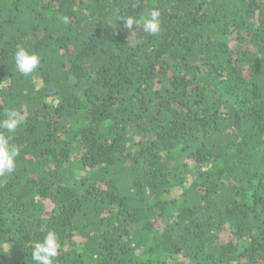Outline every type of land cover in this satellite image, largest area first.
I'll use <instances>...</instances> for the list:
<instances>
[{"label":"trees","instance_id":"1","mask_svg":"<svg viewBox=\"0 0 264 264\" xmlns=\"http://www.w3.org/2000/svg\"><path fill=\"white\" fill-rule=\"evenodd\" d=\"M9 111L0 264H264V0H0Z\"/></svg>","mask_w":264,"mask_h":264},{"label":"clouds","instance_id":"2","mask_svg":"<svg viewBox=\"0 0 264 264\" xmlns=\"http://www.w3.org/2000/svg\"><path fill=\"white\" fill-rule=\"evenodd\" d=\"M158 9H151L146 15L139 18L129 17L125 20V26L133 29L134 26L141 27L144 32L155 36L161 30ZM15 66L19 73L28 76L37 70L41 63L40 57L35 53L27 52L23 47L15 53ZM21 115L16 111H9L7 118L0 121V128L8 132H14L21 124ZM18 150L10 147V137L0 133V176L6 173L11 174L16 167L15 158ZM60 247L57 234L49 231L42 242H36L32 251V259L36 264H53L54 258L58 255Z\"/></svg>","mask_w":264,"mask_h":264},{"label":"rangeland","instance_id":"3","mask_svg":"<svg viewBox=\"0 0 264 264\" xmlns=\"http://www.w3.org/2000/svg\"><path fill=\"white\" fill-rule=\"evenodd\" d=\"M231 46H232V47L235 46V42H234V41H231ZM232 97H233V96H229L228 99L231 100ZM78 148H79V143H78V141H75V142L72 144V149H71L73 155H76V153L78 152ZM75 158H76V157L73 156L72 159L75 161ZM73 165H74V170H75L77 173H80L82 169L79 167V165L76 164V163H73ZM190 176L192 177L193 175L191 174ZM190 176H189V178H188L187 181H189V180L191 179ZM177 191H178V193H180V192L182 191V188H181V187L178 188ZM169 262H171V260H169Z\"/></svg>","mask_w":264,"mask_h":264}]
</instances>
